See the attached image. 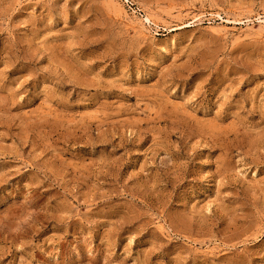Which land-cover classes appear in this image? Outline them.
Segmentation results:
<instances>
[{"label": "rangeland", "instance_id": "rangeland-1", "mask_svg": "<svg viewBox=\"0 0 264 264\" xmlns=\"http://www.w3.org/2000/svg\"><path fill=\"white\" fill-rule=\"evenodd\" d=\"M0 264H264V0H0Z\"/></svg>", "mask_w": 264, "mask_h": 264}, {"label": "bare ground", "instance_id": "bare-ground-1", "mask_svg": "<svg viewBox=\"0 0 264 264\" xmlns=\"http://www.w3.org/2000/svg\"><path fill=\"white\" fill-rule=\"evenodd\" d=\"M145 20L147 19V18H144ZM148 20V19H147ZM152 22V21H151ZM140 24V23H139ZM151 28V27H150Z\"/></svg>", "mask_w": 264, "mask_h": 264}]
</instances>
